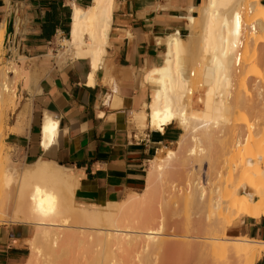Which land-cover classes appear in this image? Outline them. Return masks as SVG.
<instances>
[{
    "label": "bare ground",
    "instance_id": "6f19581e",
    "mask_svg": "<svg viewBox=\"0 0 264 264\" xmlns=\"http://www.w3.org/2000/svg\"><path fill=\"white\" fill-rule=\"evenodd\" d=\"M114 1L73 5L70 37L59 48L62 60L91 58L90 83L105 55ZM188 11L185 35L168 32L162 62L142 77L150 99L134 115L137 126L162 131L175 123L181 132L175 148L149 161L141 191L82 204L66 167L39 158L14 166L3 156L0 223L31 226L24 264H254L264 250V241L228 233L242 217L264 212V3L202 0ZM21 75L14 60L0 57V125L3 111L18 103ZM57 130L45 114L43 149Z\"/></svg>",
    "mask_w": 264,
    "mask_h": 264
},
{
    "label": "crops",
    "instance_id": "0c3cea01",
    "mask_svg": "<svg viewBox=\"0 0 264 264\" xmlns=\"http://www.w3.org/2000/svg\"><path fill=\"white\" fill-rule=\"evenodd\" d=\"M92 1L0 0V24L13 17V34L5 35L0 57L22 68L21 97L3 141L13 165L38 158L62 165L77 177L76 201L103 205L141 191L149 161L159 149L172 148L181 132L175 123L162 131L140 128L134 115L150 99L142 77L162 62L164 37L176 29L184 36L188 7L202 0H115L105 55L90 83L91 58L60 59L57 38L70 37L73 5L87 8ZM45 114L58 122L47 149L41 147ZM243 218L237 221L240 232L233 233L235 222L228 233L264 241V212ZM31 231L28 224H0V264L25 263ZM254 264H264V250Z\"/></svg>",
    "mask_w": 264,
    "mask_h": 264
},
{
    "label": "rangeland",
    "instance_id": "374dc122",
    "mask_svg": "<svg viewBox=\"0 0 264 264\" xmlns=\"http://www.w3.org/2000/svg\"><path fill=\"white\" fill-rule=\"evenodd\" d=\"M261 1H263V0H261ZM199 13H197V15H198ZM22 80V76H20L18 79H17V82H16V85H17V87H18V84H19V82ZM17 94V93H16ZM21 96L19 95L18 96V94H17V99H19ZM18 104V103H17ZM16 107H17V105H16ZM16 107L15 108H13V107H11V108H8V109H6V110H4L3 112V121H2V124L0 125V129H2V132L4 133V131H5V129H6V122H7V119H8V117H9V114L12 112V111H14L15 109H16ZM1 108V107H0ZM0 111H2V109H0ZM180 131H181V129H180ZM231 137H232V135H231V133H227L226 135H225V137H224V140H225V149H227V150H230V149H232V146H230L229 144H230V140H231ZM3 139H4V135L2 136V135H0V164H3V162H4V160H3V156L4 155H6V156H8L9 158H10V152L8 151V148H7V146L5 145V143H4V141H3ZM175 146H176V144H174L173 145V147L172 148H175ZM230 146V147H229ZM11 159V158H10ZM12 160V159H11ZM16 162V161H15ZM0 168H2V165H0ZM10 169V168H9ZM1 170V169H0ZM245 218V217H244ZM243 218V219H244ZM239 223L240 222H237V223H235L234 224V229H233V233L234 234H236V233H239L240 232V229H239ZM1 224V223H0ZM32 229V228H31ZM31 233H32V231H31ZM248 236V235H247Z\"/></svg>",
    "mask_w": 264,
    "mask_h": 264
},
{
    "label": "water",
    "instance_id": "95a60500",
    "mask_svg": "<svg viewBox=\"0 0 264 264\" xmlns=\"http://www.w3.org/2000/svg\"><path fill=\"white\" fill-rule=\"evenodd\" d=\"M5 33H6L7 38H8V36L13 34V17H11L8 20L7 26H6V29H5Z\"/></svg>",
    "mask_w": 264,
    "mask_h": 264
},
{
    "label": "built area",
    "instance_id": "2783aa9c",
    "mask_svg": "<svg viewBox=\"0 0 264 264\" xmlns=\"http://www.w3.org/2000/svg\"><path fill=\"white\" fill-rule=\"evenodd\" d=\"M58 47L59 48H62L63 47V45H62V41L65 39V38H67V36L65 35V34H63V33H60L59 35H58Z\"/></svg>",
    "mask_w": 264,
    "mask_h": 264
},
{
    "label": "snow or ice",
    "instance_id": "6c2138e0",
    "mask_svg": "<svg viewBox=\"0 0 264 264\" xmlns=\"http://www.w3.org/2000/svg\"><path fill=\"white\" fill-rule=\"evenodd\" d=\"M50 129L46 127L45 131H49ZM52 131H54V127L51 129Z\"/></svg>",
    "mask_w": 264,
    "mask_h": 264
}]
</instances>
